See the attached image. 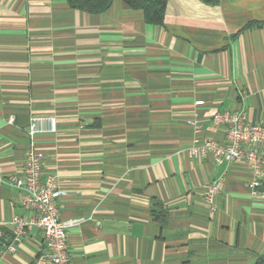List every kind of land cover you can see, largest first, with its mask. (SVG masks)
Here are the masks:
<instances>
[{
    "label": "crops",
    "instance_id": "obj_1",
    "mask_svg": "<svg viewBox=\"0 0 264 264\" xmlns=\"http://www.w3.org/2000/svg\"><path fill=\"white\" fill-rule=\"evenodd\" d=\"M240 108L264 124V0H168L161 25L124 0L101 13L0 0L2 177L22 172L30 118L56 116L33 142L43 176H60L61 219L80 222L72 264H264V177L187 151L224 140L213 116ZM15 215L21 190L5 182L0 264H36L43 233L14 240Z\"/></svg>",
    "mask_w": 264,
    "mask_h": 264
},
{
    "label": "built area",
    "instance_id": "obj_2",
    "mask_svg": "<svg viewBox=\"0 0 264 264\" xmlns=\"http://www.w3.org/2000/svg\"><path fill=\"white\" fill-rule=\"evenodd\" d=\"M203 103V100L196 101L197 105ZM213 122L224 126V140L196 138L187 148L188 154L195 160L210 156L216 164L242 162L253 174V186H260L264 177V124L251 122L241 108L218 112L213 116ZM192 124L196 125L195 122ZM57 130L56 116L33 115L28 129L32 143L26 150L21 174H10L6 180L0 167V184L6 182L21 190V205L27 214L24 217L15 215L8 222L13 239L21 240L33 227L43 233L47 252L36 264H72L68 235L69 230L80 223L61 219L58 201L65 192L60 176L57 173L43 176V154L33 142L38 135L56 133ZM218 194L217 183L211 182L205 190V201L213 207Z\"/></svg>",
    "mask_w": 264,
    "mask_h": 264
},
{
    "label": "trees",
    "instance_id": "obj_3",
    "mask_svg": "<svg viewBox=\"0 0 264 264\" xmlns=\"http://www.w3.org/2000/svg\"><path fill=\"white\" fill-rule=\"evenodd\" d=\"M67 2L72 8L86 11L89 13H101L108 10L113 0H61ZM129 7L141 10L147 22L161 25L164 23L165 10L168 0H124ZM206 3L215 4L219 0H203ZM161 216V215H160ZM168 214L165 211L163 221Z\"/></svg>",
    "mask_w": 264,
    "mask_h": 264
}]
</instances>
